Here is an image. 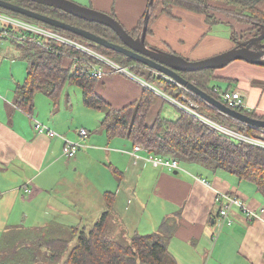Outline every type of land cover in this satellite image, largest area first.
I'll use <instances>...</instances> for the list:
<instances>
[{
  "label": "crops",
  "instance_id": "1",
  "mask_svg": "<svg viewBox=\"0 0 264 264\" xmlns=\"http://www.w3.org/2000/svg\"><path fill=\"white\" fill-rule=\"evenodd\" d=\"M79 1L114 12L131 33L143 22L149 6V0ZM172 5L173 14H169L160 4L146 42L191 60L222 52L211 49L220 44L230 49L236 39L232 27L247 28L245 23L236 21L234 26L224 19L217 24L228 26V32L216 33L204 12ZM24 53L22 47L20 55ZM28 59L29 65L18 78L9 64L4 68L8 66L14 76L0 79V258L8 255L6 245L11 236L16 247L19 245L17 234L21 228L27 230L25 226L40 229L56 223L51 222L56 217V221L67 219L63 226L69 233L72 227L91 229L113 193L106 227L116 240L128 241L136 233H154L163 227V231H171L167 246L173 264H264V191L255 182L195 161L180 162L179 169L154 165L148 155L155 152L144 147L134 150L136 144L127 136L111 138L101 127L106 112L86 105L83 88L69 80L57 96L48 89L36 91L32 104L23 108L20 87L29 80ZM76 62L75 55H64L66 67L74 70ZM214 71L211 87L240 90L246 107L258 117L264 116V64L236 59ZM158 81L153 85L162 91ZM146 87L125 74L108 73L98 78L96 92L114 107L122 108L137 101ZM157 100L151 109V121L157 115L156 106L160 107L158 113L164 107L165 102ZM37 121L56 134L39 131ZM81 127L88 129L85 138L80 135ZM66 138L83 144L74 157L64 154ZM220 191L237 194L260 216L249 219L236 206L233 222L223 226L216 238L220 207L216 197Z\"/></svg>",
  "mask_w": 264,
  "mask_h": 264
},
{
  "label": "trees",
  "instance_id": "2",
  "mask_svg": "<svg viewBox=\"0 0 264 264\" xmlns=\"http://www.w3.org/2000/svg\"><path fill=\"white\" fill-rule=\"evenodd\" d=\"M12 1L63 21L85 27L110 40L119 41L116 32L108 25L80 18L59 7L34 0ZM173 3L197 12H204L206 20L214 24V26L217 23H222L224 19H228V21L234 24L235 21L230 17L242 23H254L258 26L259 24L257 23H264L262 22L264 21V0H154L148 32L152 30L151 25L155 19L154 17L157 15V9L160 4L163 5V9L167 13L173 14ZM212 6L221 8V11L226 12L225 14L229 17L221 16L218 18L213 16L210 12ZM0 11L13 13L32 23L59 30L65 35L77 39L127 65L130 69L138 71L142 76L147 75L151 80L159 79L158 82L171 87L170 90L175 96L180 95L176 83L172 82L163 73L157 74L156 72L145 71L141 67L148 65L137 59L88 40L72 31L53 26L20 12L12 11L2 6H0ZM113 15L116 16L114 12ZM141 25L142 23L132 33L137 35ZM0 26L10 31L9 35L3 40L12 38V41L24 47L25 53L23 56H30L29 80L28 83H25L26 85L24 84L20 87V93L23 96L20 105H24L23 108H26V105L30 106L32 104L36 91L48 89L52 95L57 96L69 80L83 88L86 105L106 112V117L101 127L107 130L111 138L115 136H127L135 143H141L148 150L175 157L182 163L195 161L214 170L218 168L226 169L241 178L252 180L259 189L264 191V147L222 132L191 115L184 109L180 111L179 116L175 119L163 115L160 111V113H157L155 119L151 121L149 113L154 104L155 92L149 87L145 88L143 95L137 101L122 108H116L96 92V84L100 76H94L91 66L85 65V61L88 59L98 61L94 56L76 46L47 38L45 34L30 31L21 25L0 20ZM232 32L235 35L237 30H233L232 28ZM26 34L30 37H36L45 43H51L52 47L48 48L45 45L21 39V36ZM66 54L75 55V59L77 58L74 70L63 64L64 55ZM213 70L215 69L182 71V74L187 78H191V80L196 75L198 77L197 80H199L201 73L209 76V73ZM213 79L214 75L210 76L208 78L209 84L207 83L208 85L206 86L200 84L198 81L195 83L219 98L210 86ZM176 89L177 92H174ZM167 101L169 102V100ZM243 110L253 116H258L254 111ZM262 117L264 118V116ZM250 126L254 125L249 124V127H247L248 130L252 131L253 129ZM242 132L246 134L252 133ZM112 194H109L107 209L91 229L72 227L70 235L61 237L56 236L57 233L51 234L54 227L43 226L35 231L27 233L24 231L21 239L23 240L25 235L28 237V241H33L38 247L43 248L47 261L54 264H173L167 246L170 230L165 232L162 227V230L154 233H136L128 241H119L113 238L106 227L108 217L111 216L115 198ZM55 229L62 228L59 226ZM74 240L75 242H73ZM6 247H8L7 254H9L11 250L16 248L15 241H12ZM6 260L10 261L8 255L0 258V264H9Z\"/></svg>",
  "mask_w": 264,
  "mask_h": 264
},
{
  "label": "water",
  "instance_id": "3",
  "mask_svg": "<svg viewBox=\"0 0 264 264\" xmlns=\"http://www.w3.org/2000/svg\"><path fill=\"white\" fill-rule=\"evenodd\" d=\"M34 1L59 7L89 21H95L108 25L116 32L119 37V41L110 40L90 29L63 21L59 18L29 8L12 0H0V6L12 11L20 12L53 26L72 31L98 44L122 52L173 78L226 114L256 127H264L263 117L253 116L242 110L228 106L226 103L208 91L202 89L182 74V71H198L208 68L216 69L224 67L236 59H245L253 63L264 64V23H257L259 24L258 30L260 31L258 35L245 40H238L236 41L235 46L215 55L198 60H191L183 55L160 49L156 46H150L146 42L151 16V7L154 0H149V6L143 20V27L137 35L131 33L112 13L97 9L90 5L82 4L76 0Z\"/></svg>",
  "mask_w": 264,
  "mask_h": 264
},
{
  "label": "built area",
  "instance_id": "4",
  "mask_svg": "<svg viewBox=\"0 0 264 264\" xmlns=\"http://www.w3.org/2000/svg\"><path fill=\"white\" fill-rule=\"evenodd\" d=\"M0 20L11 22L17 25H21L30 31H37V32L43 33L46 35L47 38H51V39H55L60 42L71 44L73 46L78 47L79 49H82L88 52L89 54H91L98 60V61H93L91 59H88L85 61V65L91 66V71L94 76H102L108 73H122L133 79H137L143 82L146 86H148L149 88H153L154 90H156V92L162 95L165 94L169 96L166 92L158 90L153 85V83L147 81L146 79L141 78L140 75L134 73L128 66L118 63L116 60L108 57L104 53L97 51L96 49L86 45L85 43L77 39H74V38H71L65 35L59 30L32 23L30 21L20 18L16 14L5 12V11H0ZM9 33H10L9 29L0 26V42L3 41V39L7 35H9ZM21 39H24L26 41H33V42L35 41L47 47L49 46L48 43H45L36 37H30L27 34L22 35ZM215 90L218 91L217 88H215ZM219 95L229 106L233 108H237V109L246 108L244 95L238 89L219 90ZM174 102H176L180 107H182L187 112L193 114L198 119L202 120L203 122L209 125L214 126L220 131L225 132L227 134H231L240 140H244V141L256 144L258 146L264 147V128L260 127L261 128L260 133L254 137L247 136L243 133H239L231 129H228L227 127L218 123L209 114L203 113L200 110H198L195 103L193 102H188L189 105L191 106L184 105V101H174ZM37 127L39 131L41 132L46 131L50 135L56 134V131L50 129L47 125H45L41 121H37ZM79 132H80L81 137L83 138L88 136V129L86 127H81ZM82 145L83 144L80 142L73 141L69 138H66L65 145H64V154L67 157H74L77 155ZM142 147L143 146L141 144H136L134 146V150H139ZM148 156H149V160H151L156 166H165L169 169L181 168L180 161L175 157L167 156V155H157L154 153H151ZM216 200L220 204L218 218L216 222L218 227L214 233L216 238L219 234V231L222 229L223 226L233 222L232 210L234 209V207L236 206L240 207L245 212V214L248 216L249 219H254L260 216L259 211L248 206L245 203L244 199L238 196L237 194L220 191L217 193Z\"/></svg>",
  "mask_w": 264,
  "mask_h": 264
},
{
  "label": "rangeland",
  "instance_id": "5",
  "mask_svg": "<svg viewBox=\"0 0 264 264\" xmlns=\"http://www.w3.org/2000/svg\"><path fill=\"white\" fill-rule=\"evenodd\" d=\"M76 1H78V0H76ZM87 2L90 3L89 1H87ZM80 3H82V2H80ZM82 4H84V3H82ZM85 5H88V4H85ZM210 12L212 13L213 16L218 17V18L221 16L229 17L227 14H225L226 12L221 11V8H219L217 6H212V8L210 9ZM230 18L235 21L234 22V26H235L236 19L233 17H230ZM262 22H264V21H262ZM149 23H150V21H149ZM245 24H247V28L250 27L248 30H246L247 28H245V29L241 28V27H246L245 25L241 26L240 28H237L236 26H235V28L232 27L233 30L237 29V33L235 34L236 38H246L247 39L250 36H254L258 33V25L254 24V23L253 24L252 23H245ZM142 27H143V22H142V25L140 27V30L142 29ZM140 30H138V32ZM213 30L216 33H223V34L225 33L226 34V31L228 32L229 27L226 26L225 24H217V26H214ZM22 47H23L22 45H20L16 42H10L7 39H5L3 42H0V48H1L0 49V79L10 80V77H8V76H12V77L14 76L13 73L10 71V68L8 66L6 68H4V65H9V64L12 65L13 70H14L15 74L17 75V76H15L16 78H18L19 73H22V71L25 68H27V66L29 65V59L28 58H30V56L29 55H25V56L20 55L22 53ZM6 48H8V50ZM214 48L216 50H222L223 51V50H225L226 45L220 44L216 47H212L211 49H214ZM108 57H110V56H108ZM110 58H112V57H110ZM112 59H114V58H112ZM117 62L122 64L119 61H117ZM122 65H124V64H122ZM125 66H127V65H125ZM141 68L147 72H152V73L154 72L152 70L153 68H151L149 66L144 65ZM132 71L134 73L137 72L136 74L140 75V73L138 71H136V70H135L136 72L134 70H132ZM214 73H215L214 70L209 73L210 74L209 76L201 73L199 80H197L198 77H196V75L194 77H192V80H193V82L198 81L200 84L206 86L209 84L208 78L210 76H213ZM26 74H27V70L25 71V75ZM140 76H142V75H140ZM145 76L147 77V75H145ZM145 76H143V77H145ZM146 77H145V79L147 81L153 83L154 85H158L157 83H155V80H151L150 78H148V77L146 78ZM189 79L191 80V78H189ZM180 85H177L178 90L180 92L179 96H175L170 90L171 87H167L166 85H163V84L160 87H161L162 91L166 92L169 96L164 94V97H162V96L158 95L157 93L153 92L155 95V100L157 97L161 103L165 102L164 107L162 109L163 115L175 119L179 116V114H180L179 112L183 110L178 105L171 102L170 100L185 101L184 105H187V106H191V105H189L188 102H193V103H195L198 110H200L203 113L209 114L218 123L222 124L223 126L227 127L228 129H231V130L239 132V133H243V134H245L247 136H251V137H254L260 133V130H261L260 127H258L259 128L258 129L257 127L250 126L253 130L252 131L248 130L247 129V127H249L248 123L240 121L234 117L228 116L227 114H224L225 112L219 110L217 107L213 106L207 100L196 95L195 93H193L192 91H190L189 89L184 87L183 85H181V86ZM174 92H177V89ZM215 94H217L220 97L219 93H215ZM167 100H169V102ZM159 101L157 100V102H159ZM11 107L12 106L9 104V109ZM159 108L156 106L155 112L158 113ZM243 109L249 110L247 107L243 108ZM243 109H239V110L244 111ZM149 114H152L151 110H150ZM153 115H154V113H153ZM210 126H212V125H210ZM212 127H214V126H212ZM240 130L245 131L247 133L252 132L251 133L252 135L246 134ZM253 133H255V134H253ZM135 144H139V142L135 143ZM156 154L157 155H165V154H160V153H156ZM53 219H54V221H51V222H56V223H52V224L47 225V226L54 227L51 234L57 233L56 236H61V237H65L66 235H68L69 234L68 227L63 226V224H67V219L65 218V219L61 220L59 218L58 221H56V219H57L56 217H54ZM32 226H35V227L25 226V228L27 229V230H25V233L30 232V231H35L37 229L36 225H32ZM59 226H61L62 229H55ZM23 232L24 231L21 228L19 230L20 235L17 234V236L19 238L18 241H19L20 245H18L16 248L11 250V252L8 254L10 261L9 260H6V261L9 264H33V262H34V264H54L53 262L49 263L47 261L46 253H44L43 248L38 247L33 241H28V237L25 235H24V239L23 240L21 239ZM12 241L13 240H12V236H11L7 240V242L11 243ZM45 250H46V248H45ZM55 264H58V263H55ZM59 264H61V263H59Z\"/></svg>",
  "mask_w": 264,
  "mask_h": 264
},
{
  "label": "clouds",
  "instance_id": "6",
  "mask_svg": "<svg viewBox=\"0 0 264 264\" xmlns=\"http://www.w3.org/2000/svg\"><path fill=\"white\" fill-rule=\"evenodd\" d=\"M139 33V32H138ZM235 44H236V40H235ZM143 78V77H142ZM186 87V86H185ZM187 88V87H186ZM213 88V91L214 92H216V93H219V90H223V89H219L218 87H215V86H213L212 87ZM215 88H217L218 89V91H216L215 90ZM187 89H189V88H187ZM190 90V89H189ZM225 90H227V89H225ZM191 91V90H190ZM197 95V94H196ZM213 95V94H212ZM199 96V95H198ZM215 96V95H214ZM216 97V96H215ZM218 98V97H217ZM221 98V96L218 98V99H220ZM221 101H223L224 103H226L222 98L220 99ZM227 104V103H226ZM228 105V104H227ZM229 106V105H228ZM231 107V106H230ZM233 108V107H232ZM235 109H237V108H235ZM252 111V110H251ZM226 114V113H225ZM262 128H264V127H262Z\"/></svg>",
  "mask_w": 264,
  "mask_h": 264
},
{
  "label": "flooded vegetation",
  "instance_id": "7",
  "mask_svg": "<svg viewBox=\"0 0 264 264\" xmlns=\"http://www.w3.org/2000/svg\"><path fill=\"white\" fill-rule=\"evenodd\" d=\"M258 28H259V27H258ZM259 33H260V31L258 30V33H257L256 35H258ZM254 36H255V35H254ZM250 37H252V36H250ZM250 37H249V38H250ZM245 39H246V38H236L235 40L238 41V40H245ZM247 39H248V38H247Z\"/></svg>",
  "mask_w": 264,
  "mask_h": 264
}]
</instances>
